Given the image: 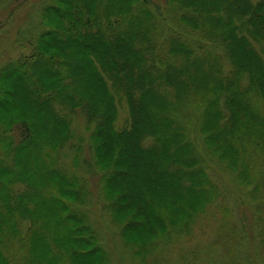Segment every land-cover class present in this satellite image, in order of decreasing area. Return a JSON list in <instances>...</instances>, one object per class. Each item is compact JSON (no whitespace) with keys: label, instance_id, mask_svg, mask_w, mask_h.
I'll return each instance as SVG.
<instances>
[{"label":"trees","instance_id":"16d2710c","mask_svg":"<svg viewBox=\"0 0 264 264\" xmlns=\"http://www.w3.org/2000/svg\"><path fill=\"white\" fill-rule=\"evenodd\" d=\"M173 1L181 9L180 22L188 26L190 32L183 28V37L171 34L162 44L158 43V30L166 27H158L148 10V6L155 7L149 0H69L67 8L50 7L59 19V26L43 32L34 60L20 65L23 90L37 107H45L46 127L51 132L59 131V135L52 138L55 149L60 150L67 142V132L59 129L61 124L65 123L66 127L69 124L67 110L83 107L87 120L92 122L99 115L95 110L102 104L99 99L102 96L109 99L110 106L103 103L99 109L102 117L95 131L96 135L100 130L96 152L101 157L111 156L109 165L114 169L106 178L111 183L113 178L120 180L118 185L122 191L111 197V207L116 212L126 207L135 208L122 218L125 229L130 230L140 229L146 220L147 208L164 212L165 203L154 193L166 186L174 183L177 186L172 187L173 191L191 193L188 197L169 200L176 205L180 220L186 211L201 208L213 188L203 167L198 165V156L183 133V126L168 119L169 116L175 118L176 101L181 99L183 109L194 108L198 98L206 101L207 111L202 120L206 140L212 146L211 141L225 143L236 163L247 151L254 155V151L264 149V118L259 117L255 103L264 102V0ZM156 12L169 26L166 15ZM199 34L207 39L204 41ZM208 43L210 46L206 48ZM223 56L231 64L228 71L222 65ZM84 81L89 89L103 91L97 99L100 103L95 100L96 94L81 95L79 84ZM113 95L125 98L128 103V126L118 130L113 127L112 119L117 113ZM58 104L67 105L63 115L54 108ZM31 121L17 115L6 121L9 128L22 131L24 135L15 151L28 147L32 138ZM245 127L249 132L254 129L256 136L251 137ZM43 139L45 135L29 145L33 154L41 155L42 162L47 155L43 152L44 146H37L45 145ZM34 161L24 163L22 170L35 172V175L38 172L36 179L56 174L64 181L63 187L56 185L42 188L41 192L31 190L16 194L12 186L14 177L20 173H15L10 162L0 159V212L19 213L16 208L35 212L39 197H49L52 199L48 204L50 208L44 210L54 215L49 218L47 230L42 226L43 220L27 217L38 231L46 233L50 246L61 250L68 260L70 255L79 254V247H75L79 241L88 242L91 252L98 253L100 248L91 238L90 227L62 196L68 194L67 188H74L71 178L49 170V166L35 165ZM134 162L138 165H133ZM125 164L143 170L145 186L143 195L137 198L142 202L135 205L136 197L131 196L133 178ZM4 175L8 178L3 179ZM201 197L205 199L200 201ZM191 202L200 204L192 207L196 204ZM183 206L187 208L181 212ZM175 220L170 222L175 224ZM4 224L5 218L0 213V225ZM39 262L44 264L46 260L42 258Z\"/></svg>","mask_w":264,"mask_h":264},{"label":"rangeland","instance_id":"374dc122","mask_svg":"<svg viewBox=\"0 0 264 264\" xmlns=\"http://www.w3.org/2000/svg\"><path fill=\"white\" fill-rule=\"evenodd\" d=\"M149 1L155 6H148V10L154 15L158 27H166L158 30L159 44L171 34L183 37V28L190 32V28L180 22L181 9L173 0ZM68 2L69 0H0V104H3L0 105V159L8 164L10 162L14 165L15 173H20L14 177L12 186V191L16 194H25L31 190L41 192L42 188L56 185L63 187L64 181L56 174L36 179L38 172L35 175V172L27 173L22 170V165L28 164L32 159L35 160V165L49 166V170L69 176L74 188H67L68 194L62 196L71 209L84 218L86 225L90 227L91 238L100 251L93 253L88 242L79 241L75 243V247H79V254L70 255L68 260L60 249L56 250L54 245L51 247L46 233L38 231L27 217H37L43 220V228L47 230L49 227V218L54 214L44 209L50 208L48 204L52 199L40 196V206L35 212L27 208H16L15 211L19 213L13 210L0 212L5 218V224L0 225V264H40L42 258L46 260L44 264H264V149L256 152L251 149L254 155L247 151L244 158L236 163L231 156L232 151L226 149L225 143L223 145L221 142L211 141L214 146L210 145L206 140L207 133L202 130L207 111L204 107L206 101L201 102L198 98L194 108L183 109L180 99L175 102L176 119L167 114L169 120H176L177 124L183 126V133L198 156V165L203 167L207 180L213 187L206 202L201 197L203 206L196 208V211H186L182 220L175 211L176 205L169 200H177L178 196L188 197L191 193L173 191L172 187L177 186L173 183L161 192L154 193L166 205L163 213L149 207L144 211L146 220L140 229H125L122 218L135 208L126 207L123 211L116 212L111 207V197L118 196L122 191L118 185L120 180L113 178L112 184L106 178L114 169L113 165H109L111 156L101 157L96 152L100 130H97L96 135L95 131L102 117L99 109H102L103 103L110 106V101L105 96L99 99L103 91L89 89L86 81L79 84V91L83 97H87L89 93L96 94L95 100L102 101L98 102L102 104L95 107L99 115L90 122L83 107L69 112L67 110L69 124L66 127L63 122L59 126V129L67 132V142L60 150L54 148L52 138L57 137L59 131L57 129L51 132L46 127L45 107H37L23 90L24 84L20 80L23 67L20 65L34 60L41 34L49 28L59 26L58 17L49 8H67ZM157 10L166 15L169 26L162 22ZM186 30L184 31L187 32ZM199 36L204 41L207 39L202 34ZM209 46L210 43L206 48ZM56 52L63 54L61 50ZM222 65L225 71L231 68L229 59L224 56ZM108 83L110 86V82ZM113 96L117 110V113L113 112L116 114L112 119L113 127L118 130L128 126V103L123 97ZM255 103L259 117L264 118V102L257 100ZM55 105L57 113L63 115L67 105ZM16 115L32 120V138L28 147L15 151L14 148L21 143L24 135L22 131L9 128L6 121ZM244 129L247 131L248 127ZM249 131L250 129L247 132ZM249 133L251 137L256 136L254 129ZM44 135L45 145L37 146H44L43 152L47 155L46 158L43 156L42 162L41 155L39 157L37 153L33 154L29 145H32L31 142L36 143ZM120 158L123 161L124 158ZM139 164L142 165L141 162ZM133 165L138 164L134 162ZM124 166L131 170V196L136 197L135 205L142 202V199L137 198H141L142 187L145 186L143 170L137 166L128 167V164ZM2 178L6 179L8 176L4 175ZM198 202H191L196 204L192 207H198ZM186 208L187 206H183L181 212ZM148 220L153 222L148 223ZM172 220L176 223L172 224ZM72 224L69 222V225ZM77 235L76 233L75 237Z\"/></svg>","mask_w":264,"mask_h":264}]
</instances>
